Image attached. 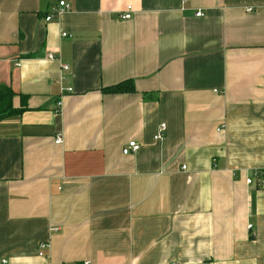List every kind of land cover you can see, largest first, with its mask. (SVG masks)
Segmentation results:
<instances>
[{"label": "crops", "instance_id": "crops-1", "mask_svg": "<svg viewBox=\"0 0 264 264\" xmlns=\"http://www.w3.org/2000/svg\"><path fill=\"white\" fill-rule=\"evenodd\" d=\"M57 1L0 0V261L264 264V0Z\"/></svg>", "mask_w": 264, "mask_h": 264}, {"label": "built area", "instance_id": "built-area-1", "mask_svg": "<svg viewBox=\"0 0 264 264\" xmlns=\"http://www.w3.org/2000/svg\"><path fill=\"white\" fill-rule=\"evenodd\" d=\"M182 1L186 2L187 0H182ZM70 8H71L70 4L67 3L65 0H58L56 5L53 7L52 11L45 16V21L53 20L54 18L61 15L63 12L70 10ZM131 12H132V6L127 5L125 8V11H123L119 15V18L122 20H128L131 18ZM195 16H197V17L203 16V12L197 11L195 13ZM62 36H66V33H62ZM62 69L67 70L68 66L64 65V66H62ZM62 91L71 92L72 89L67 88V89H62ZM59 105H60V103L58 101L57 106H59ZM165 131H166V124L165 123L159 124L156 132L153 135V139L155 141L161 140L164 137ZM55 143H57V144L61 143V137L60 136H57L55 138ZM140 147H141V145L139 143H137L136 141H133V140L128 141V143H126V145H124V147L122 148V154L128 155L131 153H135L140 149ZM182 168H185V167H182ZM254 182L258 187H264V175L258 171H253L251 173V175L246 179V183L252 184ZM41 247H44V244H42ZM0 264H7V260L2 259L0 261ZM82 264H89V263H88V261H84Z\"/></svg>", "mask_w": 264, "mask_h": 264}, {"label": "trees", "instance_id": "trees-1", "mask_svg": "<svg viewBox=\"0 0 264 264\" xmlns=\"http://www.w3.org/2000/svg\"><path fill=\"white\" fill-rule=\"evenodd\" d=\"M103 93H129L134 92L133 81L128 79L115 85L102 88ZM15 93L8 86H0V120L20 114L26 109L24 101L20 108H13L11 101Z\"/></svg>", "mask_w": 264, "mask_h": 264}]
</instances>
